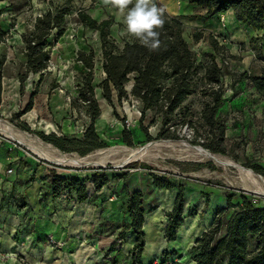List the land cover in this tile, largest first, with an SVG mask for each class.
Returning <instances> with one entry per match:
<instances>
[{"label":"trees","instance_id":"16d2710c","mask_svg":"<svg viewBox=\"0 0 264 264\" xmlns=\"http://www.w3.org/2000/svg\"><path fill=\"white\" fill-rule=\"evenodd\" d=\"M200 6H206V16L225 13L233 8L238 20L248 27L256 30H263V34L252 39L253 43L264 40V0H188ZM4 0H0V41H6L9 32L3 25L2 17L5 7ZM135 0H133V3ZM158 7V0H153ZM132 5H129V8ZM72 10L67 1L61 5H55L45 14L39 16L34 28L22 35L24 42V54L26 57V71L20 74L22 85L30 73L37 74L48 69L51 61V47L58 42L66 31L67 15ZM164 24L162 28L156 29L160 35V45L155 50H149L140 44L139 40L128 34L125 37L123 47H120L117 40L111 35V27L115 24L113 17L98 20L88 12L81 9L78 11V21L88 29L97 30L100 34L103 59L102 67L105 78L99 83L102 96L108 103L114 106V95L116 100L121 101L134 96L141 102V117L147 111H152L161 118L162 128L160 136L164 138H180L176 131L168 129L172 121L186 117L182 123L189 125L190 119L188 110L184 105L185 101L193 94L201 92L204 96V104L199 112L202 124L216 136L215 144H206V147L213 152L225 153L222 146L226 128L219 121L220 109L224 106L223 98V63L229 50L220 45L215 38L212 39V46L215 53L209 54L207 61H198L196 52L186 40L185 25L174 16L162 11ZM126 28V25H125ZM195 42L204 39V31L196 30L193 33ZM257 47V45H256ZM258 47L257 49H259ZM264 60L263 50L258 52ZM221 58L219 62L217 57ZM78 60L82 61L87 71L82 73L78 84V96L72 100L75 107H83L89 118V124L81 137L67 138L58 136L55 133L38 134L48 143L63 151H71L67 145H77L87 148H98L104 146L95 123L101 115V107L95 97V85L93 83V68L95 66L94 53L80 51ZM3 65L4 58L0 59V106L2 103L3 90ZM250 80L253 86L264 92V67L261 75L242 74L240 81ZM133 81L129 91L127 84ZM81 101V104L78 103ZM32 108L30 102L25 110L17 113L21 116ZM22 126L31 131L25 122ZM138 129V128H137ZM136 128L128 129L123 126L122 141L133 145V138ZM79 151L78 149H76ZM88 152V151H87ZM86 154V153H83ZM129 168H137V163H131ZM144 169L149 166L144 164ZM257 171H264L261 166L256 167ZM53 197H60L66 191H75L79 201L88 198V184L90 180L96 190L100 191L105 187L110 177L102 171L93 173L89 178L81 179L78 176L67 177L52 171L48 175ZM125 176H115V178ZM152 182L155 187L162 189H177V196L174 207L166 213L167 224L165 235L169 241L177 238L179 228L185 222L186 217H193L198 214V206L195 204L185 212V187L172 181L167 176L152 174ZM234 194L228 196V206L219 207L213 212L211 226L203 232L193 246L194 264H264V204H259L257 198L252 194H241L238 204H232ZM146 201L145 193L135 190L126 202V210L131 221L124 224L125 230L133 231L136 235V243L133 252L136 255V262L144 250L145 214ZM156 206L152 208L155 209ZM231 208L234 212L226 218ZM116 244V243H115ZM114 244V246H115ZM176 255L175 250L165 251L158 259V264H173L170 257Z\"/></svg>","mask_w":264,"mask_h":264},{"label":"rangeland","instance_id":"374dc122","mask_svg":"<svg viewBox=\"0 0 264 264\" xmlns=\"http://www.w3.org/2000/svg\"><path fill=\"white\" fill-rule=\"evenodd\" d=\"M67 1L72 7V10L67 15V28H69L70 36L72 35L68 40L72 42L71 44H73V46L71 48L69 47L71 49L70 52L67 51L61 53L62 50H64V46L66 47L68 41H61L60 44L59 41L55 42L51 47L52 58L48 68H60L62 65H68L69 68H82L76 60L77 52L81 50L89 52L92 50L95 59L93 83H96V81L101 80L102 77L105 76L102 69L99 68L100 55L99 53L96 55V52H99V35L96 30L83 28V25L78 21V11L83 9L96 18L101 15L106 16L108 13L107 8H109L108 5H105L104 2L101 3L100 0H4L2 6L5 7L6 14L9 16L12 14L14 17L18 16L22 20L29 22L32 26L36 17L45 14V11L50 6L49 3H51L53 7L55 5L64 4ZM158 8L167 12L164 5L159 1ZM113 11L116 15L114 16L115 24L111 27V35L113 34L116 36L117 41L122 43L127 35L125 33L124 24L125 15H123L120 10L115 11L113 9ZM193 33V30L186 29L184 36L191 48L196 52L198 61H207L209 59V54L215 53L211 39L214 37L210 33H206L203 40L195 42L193 39ZM15 35L16 32L13 29V33H10L6 41L0 42V59L2 57L4 58V68H26L24 65L25 58L23 56L24 45ZM217 41L220 45H224L228 49L227 45L230 41L228 36H220V39H217ZM260 49L263 50L262 47L258 50ZM236 50L237 51L233 54L229 51L226 60L223 63V98L225 104L220 109L218 118L220 123L226 128L225 137L222 143L225 153L213 152L206 147V144H215L217 140L216 136L208 131V128L202 124V121L199 118V112L201 111L205 100L201 92L191 95L184 103L188 110V116L190 119L189 125L182 123L183 120L186 119V117L182 115L172 121L168 127V129L176 131L180 137L178 139L161 137V118L156 116L152 111H147L145 116L141 117L142 107L140 100L134 96H130L128 99H123L121 101L115 99L114 106H109L112 111H110L109 108H103V114L99 122V129L98 127L96 128L100 133L104 146L89 149L77 145H67L69 149L73 150L63 151L60 148L58 149L68 155L84 157L90 154H95L100 149H107L112 146L141 147L148 143L162 140L184 141L194 146H200L214 154H219L232 159L238 165L248 167L264 178V171L260 172L256 170L257 166L264 168V92L258 91L250 80L240 81V78L244 73L242 68H244L245 64L249 65V73L253 75L254 73L262 71L264 60L259 57L258 52L256 53V56H252V53H247L248 50L244 46H240V44L237 45ZM217 60L220 62L221 58L218 56ZM22 72L24 71L22 70ZM79 79L80 77L77 78L78 83L80 82ZM130 86L131 82L127 84V89L129 91ZM97 87L99 86H96V89ZM42 89L43 85H40L36 81L32 83L26 82V86L21 90L20 98H17V100L11 105L14 107L10 110H1L0 118L10 123L16 132H28L47 143L38 132L43 131L51 134L52 130H46V124L52 122L50 121L49 116H44V114L41 116L39 111L34 110V108L22 116L16 115L25 110L30 100H32L34 104L35 101L40 98L39 93ZM70 97L73 99L72 95H70ZM97 99L101 100L99 94L97 95ZM78 103L81 104V101H78ZM79 112V118L83 121L80 123V126H83L86 130L89 124V118L83 107H81ZM126 118H130L135 124V128H138L137 131H135L132 146L122 141L123 122ZM20 122H29L31 131L25 129ZM55 127V130L57 131L58 128L56 124ZM79 132L83 135L81 129ZM0 136L13 145L14 148H20L24 153L29 154V157L37 160L40 166L46 168L50 173L56 171L57 174L67 177L78 176L81 179H86L93 173L102 171L111 178L106 187L109 184L122 182L120 185L121 191H124L123 188L127 189V192H130V195L137 188L143 187L145 189L144 193L146 197L144 207L148 212L152 211V208L156 205H162L164 208L166 206V202L160 199L159 193H155V189L152 186V174L167 176L172 181L183 185L185 187L184 197L186 203L190 204V207L197 204L199 208L198 213L201 212L200 215L206 218L212 216L213 212L219 207L228 206L227 198L231 194H234L232 199V204L234 205L240 202L242 193L252 194L257 198L259 204H264V195L254 194L252 193L253 190H249V188L245 187L243 179L235 167L219 165L211 159L210 161L208 158L195 154V150L194 152L192 148L189 149L184 145L181 146V144H178L175 148L166 147V149H163L165 147H161L160 149H155L151 153L152 156L148 155L141 159H134L125 164H119L118 160L121 159V155H118L109 157L105 161L103 165L104 167H76L60 166L47 161L33 153L30 148L22 144L16 137L8 136L2 131H0ZM52 145L54 144L52 143ZM131 163H137L138 167L129 168L128 166ZM144 164L148 165L149 168L144 169L142 167ZM116 175H124L125 177L115 178ZM87 184L92 185V182L89 180ZM112 189L115 188L112 187L111 190ZM114 195H119L117 189L113 191V196ZM234 210L235 208H231L228 211V214H226V218H229ZM189 222L191 224V221L188 220V223L186 224L187 226L189 225ZM197 223L198 228H202L201 222L198 221ZM166 224L167 217L165 216L162 225L159 224L157 227L159 231H161V228L165 227ZM102 225L111 230H119L121 233L114 242V244L116 243L115 246L112 244L109 249L102 252L99 260L105 262L104 264H137L136 255L133 252L134 245L133 243H128V241H126V234L128 232H126L123 227L124 223L118 224L111 221H105ZM144 229L147 232V242H150L154 238L156 230L150 223L145 224ZM183 231L185 233L186 226L185 228L183 227ZM116 256H119V258L117 261H114ZM0 258L2 260L15 259L25 263L22 256L14 252L0 251ZM158 263L159 261L157 258L152 260V264ZM26 264L32 263H27L26 261Z\"/></svg>","mask_w":264,"mask_h":264},{"label":"crops","instance_id":"0c3cea01","mask_svg":"<svg viewBox=\"0 0 264 264\" xmlns=\"http://www.w3.org/2000/svg\"><path fill=\"white\" fill-rule=\"evenodd\" d=\"M158 1L164 5L170 16L178 17L183 22L185 32L186 29L193 30V32L202 30L204 35L210 33L216 40H219L220 36L226 35L230 39L227 47L232 54L237 51L238 44L244 46L248 50L247 53H252V56H256V53L260 52L261 49L258 50V47H262L264 53V40L256 43L251 41L261 36L263 30H256L243 25L238 20L233 8L214 17H208L206 16L208 12L206 6L191 3L188 0ZM100 2L103 3L104 0H100ZM49 4L50 6L47 10L52 8L51 3ZM108 6L106 16L101 15L96 17V19L115 18L116 14L113 9L115 11L119 9L111 4H108ZM126 12L127 9L122 12L123 15H126ZM5 14L6 11H4L2 17L4 27L9 34H12L14 29L16 38L21 40L24 45L22 35L28 32L27 30L31 31L34 28L35 21L39 16L36 17L31 26L29 22L22 20L18 16L14 17L13 14L11 16ZM67 24L66 31L60 38L59 44L61 41L68 42L61 53L70 52V48L73 46L72 42L68 40L72 35L70 36ZM83 28L86 29L84 26ZM96 32L99 35V52H96V55L98 53L100 55L99 68L105 74L102 67L103 50L100 34L97 30ZM125 33L127 34L126 28ZM112 36L117 40L116 36L113 34ZM118 44L123 47L124 41L122 43L118 42ZM79 52H77L76 60L82 68H69L68 65H62L60 68H48L43 72V76L41 73H30L23 85L20 80V74L24 73L26 68H4L3 65V90L0 111L13 108L14 106L11 105L17 98H20L21 90L26 86V82L32 83L36 81L43 85V89L39 93L40 98L34 104L30 100L32 108L29 111L34 108V110L39 111L41 116L44 114V116L50 117V121L53 123L48 122L46 124L47 131L52 130L51 133L67 138L81 137L82 134L79 132L80 123L83 122L79 118L81 108L75 107L72 102L78 96L79 83L77 78L87 71L83 62L78 60ZM23 56L25 58L24 65H26L24 46ZM242 70L244 73H249V65L245 64ZM261 73L262 71L253 75L257 76L261 75ZM249 75L251 74L249 73ZM104 78L105 76L94 83L96 98L98 94L101 97V100L98 99L100 101L101 115L95 123L98 129L103 108H109L112 111L109 107L110 104L102 96L100 87H97L98 90L96 89V86ZM132 86L133 81H131L130 90ZM70 95L73 96V99ZM115 99H117L116 95H114ZM26 123L30 124L29 122ZM54 123L57 125V131ZM43 133L49 134L47 132ZM10 146L11 144L0 136V251L14 252L22 256L25 263L15 259L2 260L0 258V264H26V261L32 264H104L105 262L99 260L100 254L114 244L121 232L119 230H111L103 226L102 223L111 221L118 224H126L131 221L126 210V202L130 192H127V189L124 188V191H121L120 185L122 182L109 184L97 192L92 186L93 184H90L88 185V198L85 201H79L75 191H66L62 196L54 198L48 177L50 172L40 166L37 160L29 157V154L24 153L20 148H14L9 151ZM9 169H12V171L9 172ZM152 186L155 189V193H159L160 199L166 202V206L164 208L162 205H156L154 210L147 211L145 214L143 225L145 234L144 250L137 264H152L154 258L159 259L168 250L176 251V255L170 257V262L173 264H194L193 246L203 232L211 226L213 214L208 218L200 215L201 212L193 217H186L185 222L178 230L176 240L169 241L165 235L166 226L161 228V231L157 227L159 224L162 225L166 213L174 207L178 191L175 188L162 189ZM112 187L117 189L119 195L113 196L115 189L111 190ZM136 190L144 192L145 189L139 187ZM189 208H191L190 204L185 201V212ZM188 220L191 221V224L189 222L187 226ZM198 221L202 224L200 229L198 228ZM147 223H150L156 230L154 238L150 242H147V232L144 229ZM185 226L186 231L184 233L183 227L185 228ZM126 232H128L126 241L135 245L137 241L135 233L130 230H126ZM118 258L119 256H116L114 261H117Z\"/></svg>","mask_w":264,"mask_h":264},{"label":"bare ground","instance_id":"6f19581e","mask_svg":"<svg viewBox=\"0 0 264 264\" xmlns=\"http://www.w3.org/2000/svg\"><path fill=\"white\" fill-rule=\"evenodd\" d=\"M0 131H2L8 136H11L14 138L16 137L22 144L30 148L31 151H33V153L37 154L38 156H40L41 158L47 161H50L56 164L59 163L62 165H69V166H76V167L103 166L105 161L109 157L118 156V155H121V159L118 160L119 164H125L134 159H138V158L141 159L148 155L152 156L151 153L155 149H160L161 147H165L163 149H166V147L175 148L176 146H178V144H181V146L184 145L185 147L189 149L192 148L193 151L195 150L196 151V152L194 151L195 154L201 155L204 158H208L209 160L211 159L215 161L216 163H218L219 165L221 164L223 166L235 167L239 171L240 176L243 179V183L245 187L249 188V190L251 189L253 191H257L261 194H264V178L260 174L256 173L255 171H253L252 169L248 167L238 165L232 159L226 158L219 154H214L200 146H194L184 141L162 140V141L151 142L144 146L140 145L141 147H126V146H117V147L114 146L113 147L112 146L107 149H100L95 154H90V155L83 157V156H73V155L65 154L61 152L56 146L49 144V143H45L38 137H35L34 135L28 132L18 133L14 130V127L10 123L2 120L1 118H0Z\"/></svg>","mask_w":264,"mask_h":264},{"label":"clouds","instance_id":"9594fccd","mask_svg":"<svg viewBox=\"0 0 264 264\" xmlns=\"http://www.w3.org/2000/svg\"><path fill=\"white\" fill-rule=\"evenodd\" d=\"M105 5L111 4L121 12L127 9L124 16L126 32L136 37L140 44L149 50H155L160 45L159 35L156 30L162 28L164 20L162 10L153 0H104ZM129 5L132 7L129 8Z\"/></svg>","mask_w":264,"mask_h":264},{"label":"built area","instance_id":"2783aa9c","mask_svg":"<svg viewBox=\"0 0 264 264\" xmlns=\"http://www.w3.org/2000/svg\"><path fill=\"white\" fill-rule=\"evenodd\" d=\"M123 126L126 127V128H128V129H131V128H135L136 127L135 124L131 121L130 118H126V120H124ZM80 129H81V133H84L85 132V128L83 126ZM13 149H14V146L11 145L9 147V151H12ZM8 171L11 172L12 169H9Z\"/></svg>","mask_w":264,"mask_h":264},{"label":"water","instance_id":"95a60500","mask_svg":"<svg viewBox=\"0 0 264 264\" xmlns=\"http://www.w3.org/2000/svg\"><path fill=\"white\" fill-rule=\"evenodd\" d=\"M48 143V142H47ZM49 144H51V143H49ZM130 162V161H129ZM129 162H127V163H129ZM56 164V163H55ZM57 165H60V166H69V165H62V164H57ZM100 167H104V166H100ZM252 193H254V194H258V195H264V194H261V193H259V192H257V191H252Z\"/></svg>","mask_w":264,"mask_h":264}]
</instances>
